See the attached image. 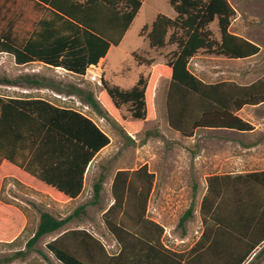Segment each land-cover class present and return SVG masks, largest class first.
<instances>
[{
  "label": "trees",
  "instance_id": "trees-1",
  "mask_svg": "<svg viewBox=\"0 0 264 264\" xmlns=\"http://www.w3.org/2000/svg\"><path fill=\"white\" fill-rule=\"evenodd\" d=\"M144 0H33L37 17L43 13L37 33L44 31L46 18H52V37L48 42H14L0 34V52L15 57L17 63L39 61L53 68L83 77L86 69L103 59L110 47H117L137 16ZM175 13L171 19L157 15L147 30L146 40L153 50L174 47L170 59L152 67L147 78L139 77L129 90L111 86L101 78L98 94L90 90L73 89L74 93L101 118L111 117L126 135L142 132L144 124L154 120L153 89L160 78L167 81L165 118L168 127L183 138H191L199 129H226L249 132L253 128L236 113L245 106L264 103V76L238 85L231 80L205 84L190 70L191 59L200 52L229 60H245L259 54V47L241 38L229 28L235 10L228 0H168ZM47 6V8L45 7ZM216 21L219 39H213L209 25ZM24 41V40H22ZM23 56V57H21ZM137 63L150 66L152 61L134 55ZM127 107L131 120L120 115ZM146 137L150 134L146 133ZM110 143L109 138L88 117L69 108H60L40 100H16L0 97V183L10 176L21 183L50 195L56 201L76 198L82 191L88 165L95 155ZM105 177L100 175L92 187V197H98ZM154 174L146 165L129 173L116 172L111 185L113 205L102 216L109 227H130L137 237L150 226L162 229L144 219L147 197L153 189ZM206 196L199 215L204 233L195 251L202 245L214 216L206 220L210 208L226 196L264 197V172L241 176H209ZM264 200V199H263ZM252 215L264 221V205H252ZM190 206L179 225L192 217ZM213 213V212H212ZM71 217L57 219L41 212L36 230L25 244V250L15 254L24 259L27 251L44 236L59 232ZM25 228L22 213L0 200V243L14 244ZM246 233L249 228L244 227ZM236 231V229H235ZM257 237L249 251L264 241V223L255 229ZM82 235L89 242H99L85 232H65L55 236L45 248L54 261L66 264L64 239ZM127 235V234H126ZM249 253V252H248ZM246 254L242 261L246 259ZM9 262H12L11 258Z\"/></svg>",
  "mask_w": 264,
  "mask_h": 264
},
{
  "label": "rangeland",
  "instance_id": "rangeland-1",
  "mask_svg": "<svg viewBox=\"0 0 264 264\" xmlns=\"http://www.w3.org/2000/svg\"><path fill=\"white\" fill-rule=\"evenodd\" d=\"M228 2L236 13L229 28L230 32L257 45L260 50L259 54L245 60L235 61L226 58L224 60L211 59L215 56H208L200 52L190 62L189 68L196 77L205 81L231 80L236 83L248 84L264 76V0H228ZM159 14L171 19L175 18V13L168 0H144L119 46L109 50L102 69L104 67V76L111 86L129 90L135 85L139 77L147 78L152 67L163 64L167 59H170L174 47L161 50L150 49L146 40L148 29H143L144 26L149 28ZM209 29L213 33V39L218 40L219 31L216 21L209 25ZM134 55L145 60H151V65H140L134 59ZM206 70L223 73L208 80L205 76ZM238 71L241 72V79L235 75ZM84 76L75 77L58 71L53 78L54 87L59 90V94L55 95H59L61 98L75 96V98L80 99L73 89L90 90L94 95L98 94L101 85L91 83L89 73L87 77L84 78ZM166 88L167 81L163 79L156 81L153 95L156 117L154 121L145 123L143 131L138 135L127 136L111 117L101 118L90 107H88V111L81 110L108 136L110 144L97 156L87 176V185L100 175L105 177L97 206L87 207L84 214L75 217L68 224V227L78 226L79 219H82L84 226L102 227L100 213L111 200L110 186L116 172L136 169L146 164L149 171L155 176L151 203L152 207L159 208V212L163 213L159 221L168 232L165 238L167 247L178 252H187L194 243L202 227L199 205L206 191L207 177L230 172L220 170L219 167L228 155L227 142L231 140V137L226 132L213 130L197 131L192 138H183L173 132L168 128L165 119ZM55 98L52 99L57 101L55 102L57 105L77 110L72 99L62 102ZM246 107L243 117H256L257 119L264 116V105L256 109ZM78 110L80 111V109ZM120 115L128 121L131 120L127 107L121 108ZM146 133L150 134V137H146ZM245 136L243 139L245 142L254 140L252 136ZM248 171L251 170H242L241 173ZM6 187V185L3 186L1 190L0 199L2 201L7 198ZM9 189L11 190V188ZM88 193L91 191L88 190ZM16 196L23 199L26 204L34 202L29 200V197ZM88 197L89 195L84 193L81 203L78 201V203L71 205L55 206L47 200L42 201V205L38 206L45 210L48 206L59 217L64 218L72 215L74 208L85 204L89 200ZM10 203L24 210L25 228L14 244L0 243V264H57L45 248V245L55 234L42 237L32 249L27 251L24 259L15 258V254L25 250L26 242L36 230L41 211H30L32 208L28 209L24 204L13 200ZM190 206H192L194 213L183 226H180L179 221ZM149 216L158 217L155 213H149ZM180 240L183 241L182 244L178 243ZM10 258L12 262H9Z\"/></svg>",
  "mask_w": 264,
  "mask_h": 264
},
{
  "label": "crops",
  "instance_id": "crops-1",
  "mask_svg": "<svg viewBox=\"0 0 264 264\" xmlns=\"http://www.w3.org/2000/svg\"><path fill=\"white\" fill-rule=\"evenodd\" d=\"M31 1L33 0H0V34L4 36L5 40L14 41L18 43L25 42L23 44H26V42H30L31 40L34 44H36L39 40L45 43L51 40V16H48V18H46L44 31L38 36L37 29L40 20L42 19V16H44V14L42 13L40 17H37V6ZM45 7L47 8V6ZM237 36L241 37L240 35ZM111 48L112 47H110L109 50ZM106 56L103 59L99 60L97 64H99L100 66H104ZM195 57H193L191 61ZM211 59L224 60L225 58L214 57ZM58 71L78 77L62 70L61 68L55 69L34 59L33 61H25V63H17L15 61L14 55L7 52H0V97L16 100H40L53 106L64 108L57 105L55 103L57 101L52 99L54 98L53 95L59 94V90L58 88L54 87L53 81L54 75ZM222 73L223 72H214L213 70H206L205 76L209 80ZM235 75L239 79H241L240 71H238ZM101 78L106 79L104 76V67L102 69ZM200 80L205 84H215L221 82L205 81L203 79ZM237 84L241 86L248 85L249 83L241 84V82H237ZM154 92L155 90L153 89V95ZM153 95L152 105L154 99ZM263 105L264 103L257 106L248 107L256 109ZM246 108L247 107L245 106L240 109L236 113V115L239 119H242L244 122H246L253 128L251 131L241 132L226 129H199L196 130L192 136L194 137L197 131L200 130L223 131L230 135L231 140L227 142L228 155L221 162V165L219 167L220 170L230 172L228 174L223 175H230L234 177L252 172H264V116H261L257 119L256 117L245 118L243 117V115L246 111ZM154 117H156L155 112ZM96 126L98 127V125ZM138 134H129L127 136H134ZM245 135L252 136L254 140L252 142H245L243 140L244 137H246ZM109 144L106 147H108ZM105 148L101 149L95 155L92 162L88 165L84 174L82 191L74 199H68L66 201H56L50 195L40 191H36L32 187L25 185L10 176H7L3 178L0 183V196L3 186L6 185L7 187L5 194L7 198H5V201H2L1 199L0 200L18 209L22 213L24 218V210L22 208L20 209L14 204H11V200L24 204V206L28 209L32 208V210L30 211L47 212L57 219H64L70 216V221L59 232L54 233L55 235L53 236V238L57 235H60L61 233L77 231L85 232L99 242L100 245L89 242L82 235H71L66 237L62 244L63 251H65L66 255L68 256L66 264H264V241L259 246L255 247V249L249 251V247L252 246L253 241H255L257 237L255 229L257 227H260L264 223L263 220H260L259 218H256L255 215L251 214L253 207L252 205L254 203H258L259 205L263 206L264 197H262L261 199L258 196H250L244 199L242 196H226L223 197L224 202L220 201L219 199L215 203V205L210 208L209 215L206 216V220H208L213 214L214 222L210 227H208L205 234L206 236H204V238L202 239V245L195 251L193 250V248L199 243V240L202 238V235L204 233V227L202 225L201 217V232L198 234V237L187 250V252H178L168 248L165 243V238L166 235H168V232L165 229V226L159 221L162 218L163 213L159 212V208L152 207L151 195L153 189L147 197V203L144 211V219L159 226L162 229L161 233L157 229L147 226L141 231L142 237H137L136 233L132 232L133 229L130 227L124 226L120 228H112L107 226L102 220V216L113 205L114 199L112 196L108 206L100 213L102 227L90 225L84 226L82 225V219L78 220V226L68 227V224L75 217L80 214H84V210L87 207L94 205L97 206L98 201L100 200L105 179L102 183V188L98 197L93 198L92 187L94 184H97L98 178L96 180H93L89 185H87V176L92 163ZM144 165L146 164H143L140 167ZM140 167L136 169H126L124 171H128L129 173H131L139 169ZM146 167L148 172L152 173L149 171L147 165ZM242 170L251 171L241 173ZM154 183L155 176L153 186ZM9 188H11V190ZM18 190H20V193H18ZM88 190L91 191V193H88ZM84 193L89 195V200H87L85 204L74 208L73 214L68 215L64 218L59 217L57 213L54 210H51L48 206L46 210L39 208L38 206L40 204L42 205V201L47 200L55 206L71 205L72 203H78V201L81 203V198ZM206 193L207 189L205 191L204 196L200 200L199 209L201 206L202 199L206 196ZM15 194L20 195L22 197H29V200H33L34 202L26 204L23 199L19 198ZM149 213H155V215H157L158 217H150ZM244 227L249 228L248 230H251L254 236H250V231L246 233V229H242ZM178 243L182 244L183 241L180 240ZM246 254H248L246 259L242 261V258ZM56 263L60 264L58 262Z\"/></svg>",
  "mask_w": 264,
  "mask_h": 264
},
{
  "label": "built area",
  "instance_id": "built-area-1",
  "mask_svg": "<svg viewBox=\"0 0 264 264\" xmlns=\"http://www.w3.org/2000/svg\"><path fill=\"white\" fill-rule=\"evenodd\" d=\"M88 73L90 74L89 79H90L91 83H96V85H101L102 66H100L99 64L89 66L85 71L86 75L84 76V78L87 77ZM53 96L56 97L57 99H60L62 102H66L69 99H72L75 103L77 110H74V109H71V110H74V111L78 112L79 114H81L82 116L87 117L86 115H84L81 112V110L88 111L89 106L87 104L83 103L80 99L75 98V96L63 97V98H61V96H59V95H53ZM78 109H80V111Z\"/></svg>",
  "mask_w": 264,
  "mask_h": 264
}]
</instances>
